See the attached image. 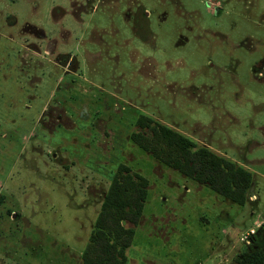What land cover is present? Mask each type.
<instances>
[{
  "label": "rangeland",
  "instance_id": "rangeland-1",
  "mask_svg": "<svg viewBox=\"0 0 264 264\" xmlns=\"http://www.w3.org/2000/svg\"><path fill=\"white\" fill-rule=\"evenodd\" d=\"M139 117L248 172L243 203L142 150ZM124 171L125 264L264 262V0H0V264L95 263Z\"/></svg>",
  "mask_w": 264,
  "mask_h": 264
},
{
  "label": "trees",
  "instance_id": "trees-1",
  "mask_svg": "<svg viewBox=\"0 0 264 264\" xmlns=\"http://www.w3.org/2000/svg\"><path fill=\"white\" fill-rule=\"evenodd\" d=\"M136 124L141 130L146 129L151 134V137L142 132L131 135L142 150L182 175L207 185L225 198L243 203V194L251 182L248 172L215 156L203 146L196 147L188 138L166 126L151 123V120L144 117H139ZM125 173L119 174L124 176L123 185L111 188L103 202L102 223L97 224L93 231L92 242L98 244V259L93 264H125V251L131 243L133 230L121 226V222L136 223L146 194L145 182L139 176H134L137 181L134 182L133 177ZM114 220L113 227H109L108 223ZM249 257L251 264H264L259 252L249 254ZM83 260H87L86 257Z\"/></svg>",
  "mask_w": 264,
  "mask_h": 264
},
{
  "label": "flooded vegetation",
  "instance_id": "flooded-vegetation-1",
  "mask_svg": "<svg viewBox=\"0 0 264 264\" xmlns=\"http://www.w3.org/2000/svg\"><path fill=\"white\" fill-rule=\"evenodd\" d=\"M264 245V239L263 237H260L259 234L256 235V237L252 240V246H262ZM264 251V248H263Z\"/></svg>",
  "mask_w": 264,
  "mask_h": 264
}]
</instances>
